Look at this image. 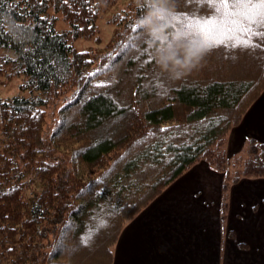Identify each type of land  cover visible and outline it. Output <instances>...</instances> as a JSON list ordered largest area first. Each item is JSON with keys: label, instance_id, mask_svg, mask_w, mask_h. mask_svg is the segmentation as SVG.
Listing matches in <instances>:
<instances>
[{"label": "trees", "instance_id": "trees-1", "mask_svg": "<svg viewBox=\"0 0 264 264\" xmlns=\"http://www.w3.org/2000/svg\"><path fill=\"white\" fill-rule=\"evenodd\" d=\"M132 1L96 60L72 41L114 0H0V77L28 92L0 98V264H113L125 225L200 162L223 176L222 222L232 186L264 179V143L228 154L264 93V36L239 43L240 13L219 0ZM193 42L191 68L161 67Z\"/></svg>", "mask_w": 264, "mask_h": 264}, {"label": "crops", "instance_id": "crops-1", "mask_svg": "<svg viewBox=\"0 0 264 264\" xmlns=\"http://www.w3.org/2000/svg\"><path fill=\"white\" fill-rule=\"evenodd\" d=\"M264 143V93L228 137V154ZM223 176L195 164L125 225L113 264H264V179L232 186L221 218Z\"/></svg>", "mask_w": 264, "mask_h": 264}, {"label": "rangeland", "instance_id": "rangeland-1", "mask_svg": "<svg viewBox=\"0 0 264 264\" xmlns=\"http://www.w3.org/2000/svg\"><path fill=\"white\" fill-rule=\"evenodd\" d=\"M130 2L132 3L133 1L114 0V3L112 5L107 6L102 10L100 17L97 21V27H98L97 33L91 38H78L73 40L72 41L73 46H75L77 50L90 51L96 60H98L99 57H101L103 54H106L107 51L113 47L116 35L119 32L118 26L115 23H113L111 19L115 14H118L119 12H122L124 9L128 8ZM57 18L58 19L56 23V29L58 31L69 29L68 24L62 19V16L60 14H57ZM152 35H154V33H152ZM147 58L149 59L150 57L147 56ZM25 79L26 78L24 75L5 74L1 76L0 98L2 99L10 98L19 95L20 93L28 95V92L20 91V85L24 83ZM242 150L237 152L235 155L238 156L243 155V157H246V153L244 154ZM99 226L100 225L98 224L97 227ZM102 228H103L102 226L99 227L100 230ZM219 261H221V264H225V257H223L222 260H220L219 258Z\"/></svg>", "mask_w": 264, "mask_h": 264}, {"label": "snow or ice", "instance_id": "snow-or-ice-1", "mask_svg": "<svg viewBox=\"0 0 264 264\" xmlns=\"http://www.w3.org/2000/svg\"><path fill=\"white\" fill-rule=\"evenodd\" d=\"M203 2L211 3L212 0H203ZM219 2L225 7L235 6L236 11L240 13L242 22L241 32L243 36L239 43L244 46L255 47L256 44L252 37L264 36V30L253 32L249 24H258L261 29H264V0H219ZM145 6L141 5V7ZM216 43L218 44L220 41ZM212 46L215 45H210V47ZM100 83H104V81Z\"/></svg>", "mask_w": 264, "mask_h": 264}, {"label": "clouds", "instance_id": "clouds-1", "mask_svg": "<svg viewBox=\"0 0 264 264\" xmlns=\"http://www.w3.org/2000/svg\"><path fill=\"white\" fill-rule=\"evenodd\" d=\"M201 54L202 48L193 42L184 49L182 56H170L167 59H161L159 62L163 69L179 75L182 70L191 68L198 61Z\"/></svg>", "mask_w": 264, "mask_h": 264}]
</instances>
